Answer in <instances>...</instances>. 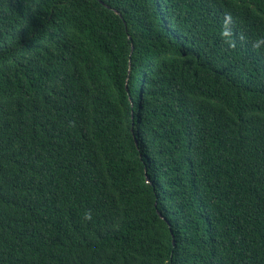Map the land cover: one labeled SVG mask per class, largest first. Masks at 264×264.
<instances>
[{
	"label": "trees",
	"instance_id": "obj_1",
	"mask_svg": "<svg viewBox=\"0 0 264 264\" xmlns=\"http://www.w3.org/2000/svg\"><path fill=\"white\" fill-rule=\"evenodd\" d=\"M102 1L0 0V264H264V0Z\"/></svg>",
	"mask_w": 264,
	"mask_h": 264
},
{
	"label": "water",
	"instance_id": "obj_2",
	"mask_svg": "<svg viewBox=\"0 0 264 264\" xmlns=\"http://www.w3.org/2000/svg\"><path fill=\"white\" fill-rule=\"evenodd\" d=\"M98 1H100V2H102L103 4H105L102 0H98ZM106 5V4H105ZM107 6V5H106ZM108 7H110V6H108ZM111 8V7H110ZM136 144L138 145V142L136 141ZM147 183H151V181H150V178L149 177H147ZM160 214V213H159ZM161 215V217H163V215L162 214H160ZM164 218V217H163ZM165 219V218H164Z\"/></svg>",
	"mask_w": 264,
	"mask_h": 264
}]
</instances>
